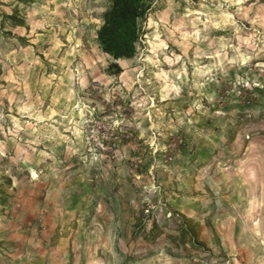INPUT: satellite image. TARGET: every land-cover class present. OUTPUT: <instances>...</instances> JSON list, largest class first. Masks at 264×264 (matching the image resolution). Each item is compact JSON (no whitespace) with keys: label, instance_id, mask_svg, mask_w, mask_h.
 Listing matches in <instances>:
<instances>
[{"label":"rangeland","instance_id":"1","mask_svg":"<svg viewBox=\"0 0 264 264\" xmlns=\"http://www.w3.org/2000/svg\"><path fill=\"white\" fill-rule=\"evenodd\" d=\"M0 0V264H264V0Z\"/></svg>","mask_w":264,"mask_h":264},{"label":"trees","instance_id":"2","mask_svg":"<svg viewBox=\"0 0 264 264\" xmlns=\"http://www.w3.org/2000/svg\"><path fill=\"white\" fill-rule=\"evenodd\" d=\"M196 1L207 2L222 9L229 7L222 0ZM146 14L144 0H111L110 10L106 13L97 36L102 52L114 58V65L119 71L122 68L118 60L131 59L138 53L141 38L139 22Z\"/></svg>","mask_w":264,"mask_h":264}]
</instances>
